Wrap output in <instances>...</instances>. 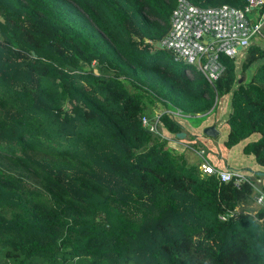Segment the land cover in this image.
Returning a JSON list of instances; mask_svg holds the SVG:
<instances>
[{
	"label": "trees",
	"instance_id": "obj_1",
	"mask_svg": "<svg viewBox=\"0 0 264 264\" xmlns=\"http://www.w3.org/2000/svg\"><path fill=\"white\" fill-rule=\"evenodd\" d=\"M175 4L0 0V264H264V62L241 81L226 56L214 81L187 76L155 45ZM263 56L251 43L241 71ZM225 92L223 143L244 140L263 172L237 182L140 121L156 101L205 115Z\"/></svg>",
	"mask_w": 264,
	"mask_h": 264
},
{
	"label": "built area",
	"instance_id": "obj_2",
	"mask_svg": "<svg viewBox=\"0 0 264 264\" xmlns=\"http://www.w3.org/2000/svg\"><path fill=\"white\" fill-rule=\"evenodd\" d=\"M168 28L160 42L180 61L182 71L189 77L201 74L208 82L214 81L222 72L223 57L233 59L254 42L264 38V0H245L242 6L227 3L200 6L186 0H176L169 14ZM141 125L157 131V118L140 117ZM200 169L213 173L220 180H244L247 175L229 168L215 167L203 160ZM257 204H264V192L254 195ZM223 218V216H220Z\"/></svg>",
	"mask_w": 264,
	"mask_h": 264
},
{
	"label": "rangeland",
	"instance_id": "obj_3",
	"mask_svg": "<svg viewBox=\"0 0 264 264\" xmlns=\"http://www.w3.org/2000/svg\"><path fill=\"white\" fill-rule=\"evenodd\" d=\"M186 1L192 2L191 0ZM254 43L264 47L263 39H256ZM244 53L245 50L242 49L240 54L236 55L235 58V74L237 76L243 75L242 80L248 78L255 65L264 62L263 56L253 61L244 71H241L240 64ZM177 67L181 68V64H174L173 70H177ZM229 96L230 92L216 95L213 103L214 107L204 113L205 115H182L172 107L161 105L157 101L151 107H147L145 109L147 112L142 115L148 116L149 120L158 118L162 111H166L173 116V119L180 124L179 130L183 135L181 137H174L173 133L165 130L161 124L157 128V134L160 137L162 136V138H169L168 144L173 148L175 145L176 150L180 151L188 162L197 164L198 168H200L199 164L203 160H207L215 167L234 169L240 175H247L254 178L253 173L261 171L262 167L255 162L251 153L242 151V145L245 141L240 140L231 146H226L223 143L228 128L225 118L230 109ZM207 124H214L217 130L215 136H210L202 132L203 126ZM170 141H173V144ZM261 178L260 180L264 183V176ZM253 204H257L254 199Z\"/></svg>",
	"mask_w": 264,
	"mask_h": 264
},
{
	"label": "water",
	"instance_id": "obj_4",
	"mask_svg": "<svg viewBox=\"0 0 264 264\" xmlns=\"http://www.w3.org/2000/svg\"><path fill=\"white\" fill-rule=\"evenodd\" d=\"M155 45L158 46V47H162V44H161L160 40L155 41ZM242 78H243V75H240L239 78H238V81H241ZM202 132L204 134H207V135H210V136H215L217 134V130H216L214 124L204 125L203 128H202ZM182 135H183L182 132H180V131L176 132V136L177 137H181ZM256 173L257 174H262L263 172L258 171Z\"/></svg>",
	"mask_w": 264,
	"mask_h": 264
},
{
	"label": "crops",
	"instance_id": "obj_5",
	"mask_svg": "<svg viewBox=\"0 0 264 264\" xmlns=\"http://www.w3.org/2000/svg\"><path fill=\"white\" fill-rule=\"evenodd\" d=\"M174 148L177 149V148L175 147V145H174ZM256 179H257V180H260V178H256ZM261 179H262V178H261Z\"/></svg>",
	"mask_w": 264,
	"mask_h": 264
},
{
	"label": "clouds",
	"instance_id": "obj_6",
	"mask_svg": "<svg viewBox=\"0 0 264 264\" xmlns=\"http://www.w3.org/2000/svg\"><path fill=\"white\" fill-rule=\"evenodd\" d=\"M254 43V42H253Z\"/></svg>",
	"mask_w": 264,
	"mask_h": 264
}]
</instances>
